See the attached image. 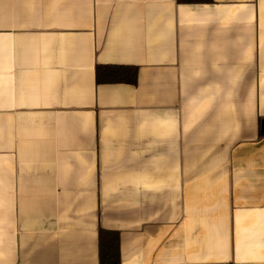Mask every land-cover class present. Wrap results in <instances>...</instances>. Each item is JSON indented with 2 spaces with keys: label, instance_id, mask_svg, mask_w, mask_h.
<instances>
[{
  "label": "crops",
  "instance_id": "1",
  "mask_svg": "<svg viewBox=\"0 0 264 264\" xmlns=\"http://www.w3.org/2000/svg\"><path fill=\"white\" fill-rule=\"evenodd\" d=\"M263 118L264 0H0V264H264Z\"/></svg>",
  "mask_w": 264,
  "mask_h": 264
},
{
  "label": "trees",
  "instance_id": "2",
  "mask_svg": "<svg viewBox=\"0 0 264 264\" xmlns=\"http://www.w3.org/2000/svg\"><path fill=\"white\" fill-rule=\"evenodd\" d=\"M209 0H177L178 3H202ZM96 82L129 83L137 80V67L131 65H97ZM98 264H120L119 233L114 230L99 228L98 231Z\"/></svg>",
  "mask_w": 264,
  "mask_h": 264
},
{
  "label": "water",
  "instance_id": "3",
  "mask_svg": "<svg viewBox=\"0 0 264 264\" xmlns=\"http://www.w3.org/2000/svg\"><path fill=\"white\" fill-rule=\"evenodd\" d=\"M261 132L264 133V118L261 120Z\"/></svg>",
  "mask_w": 264,
  "mask_h": 264
}]
</instances>
